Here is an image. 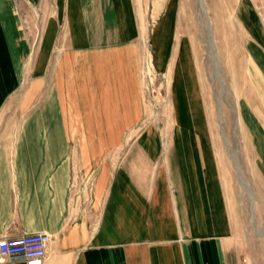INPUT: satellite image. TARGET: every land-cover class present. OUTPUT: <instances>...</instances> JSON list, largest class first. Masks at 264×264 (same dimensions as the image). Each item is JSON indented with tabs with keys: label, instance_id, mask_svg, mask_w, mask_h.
Listing matches in <instances>:
<instances>
[{
	"label": "crops",
	"instance_id": "1",
	"mask_svg": "<svg viewBox=\"0 0 264 264\" xmlns=\"http://www.w3.org/2000/svg\"><path fill=\"white\" fill-rule=\"evenodd\" d=\"M20 10L0 0V106L30 111L0 131V236L43 233V264H227L231 207L209 149L171 154L153 131L121 147L143 117L133 0H58L36 52Z\"/></svg>",
	"mask_w": 264,
	"mask_h": 264
},
{
	"label": "rangeland",
	"instance_id": "2",
	"mask_svg": "<svg viewBox=\"0 0 264 264\" xmlns=\"http://www.w3.org/2000/svg\"><path fill=\"white\" fill-rule=\"evenodd\" d=\"M17 1L36 52L48 23L58 16V0ZM133 3L143 117L122 125L121 147L135 146L143 132L153 131L171 154L178 143L192 154L209 149L212 179L231 207L227 264H264V171L259 168L264 156V0ZM184 50L186 73L192 76L186 80L194 131L185 124L186 91L178 85ZM16 104L0 106V131L21 130L30 111L20 113ZM176 133L192 136L175 139Z\"/></svg>",
	"mask_w": 264,
	"mask_h": 264
},
{
	"label": "built area",
	"instance_id": "3",
	"mask_svg": "<svg viewBox=\"0 0 264 264\" xmlns=\"http://www.w3.org/2000/svg\"><path fill=\"white\" fill-rule=\"evenodd\" d=\"M46 255V237L43 233L0 236V264L5 259H22L25 264H43Z\"/></svg>",
	"mask_w": 264,
	"mask_h": 264
}]
</instances>
